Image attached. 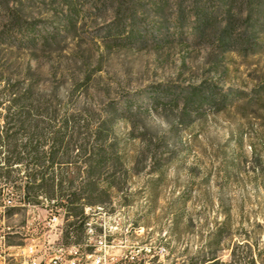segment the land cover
Here are the masks:
<instances>
[{"label":"rangeland","instance_id":"rangeland-1","mask_svg":"<svg viewBox=\"0 0 264 264\" xmlns=\"http://www.w3.org/2000/svg\"><path fill=\"white\" fill-rule=\"evenodd\" d=\"M205 5L215 11L195 39ZM251 5L0 0V25L13 12L38 29L26 38L36 44L0 40V125L14 98L31 95L39 113L46 107L81 124L111 119L126 162V171L117 166L113 196L84 208L83 231L66 237L64 210L40 197L38 204L5 209L6 241L57 237L78 247L81 264L99 254L102 264H178L182 258L187 264L208 251L226 264H264V11H256L260 22L249 28L244 17ZM228 21L234 36L224 46L220 34ZM240 27L247 36L240 37ZM197 88L207 100L187 103ZM83 136L76 142L80 152L92 143ZM83 158L61 167L83 181ZM13 169V178L23 174V166ZM18 186L0 185V205L10 191L19 203ZM50 213L59 218L53 226Z\"/></svg>","mask_w":264,"mask_h":264},{"label":"trees","instance_id":"trees-1","mask_svg":"<svg viewBox=\"0 0 264 264\" xmlns=\"http://www.w3.org/2000/svg\"><path fill=\"white\" fill-rule=\"evenodd\" d=\"M251 2L253 9L251 8L244 17V24L249 28L260 22L254 17L256 11L260 13L264 11V0ZM211 7L205 5L204 11L199 10L200 14L196 16L197 24L192 32L195 39H199L201 33L208 29V21L211 20L208 13L215 11L211 12ZM8 18H11L9 23L2 22L0 25V40H12L20 44L24 39L32 44L38 42L26 40L31 36L30 29L38 31L35 26L23 25L20 16L13 12ZM250 21L252 23H249ZM129 25V29L132 30L133 24ZM119 27L121 24H115V29ZM123 27L125 26L122 25ZM233 30L229 21L222 27L220 39L225 40L224 46H229L234 36ZM239 35L241 38L247 36V28L240 27ZM250 41L248 44L252 46ZM201 93L202 90L194 89L184 100L198 105L207 100ZM30 100L31 95L14 98L12 104L6 107L8 112L3 124L0 125V185L7 186L11 181L19 183V200L23 204H38L39 198L44 197L52 201L56 208L63 209L66 221L63 231L68 237L71 232L83 231L86 223L84 214L86 206L100 205L105 199L113 196L120 182L117 175L120 170L117 166H122L126 171V162L122 151L115 146L112 139L111 119L103 118L97 122L81 124L73 115H62L57 111L47 113L46 107L44 112H36L39 105L29 103ZM10 109H14L13 112H10ZM81 134H84L82 137L84 141L91 138L92 143L90 147L84 146L80 152L76 142L81 139ZM48 141L52 143L45 149V143ZM74 148L78 149L79 153L72 156L71 151ZM80 156L84 157L83 163L86 165L84 168L86 178L83 181L78 180V174L71 173L72 170L68 167H61L77 164V158ZM18 166H23V174L13 178L12 173L15 171L13 167ZM75 168L79 172L80 168ZM197 253L199 254V251ZM198 259L191 262L190 258L187 264H226L219 261L213 251L201 254ZM178 264H183V258Z\"/></svg>","mask_w":264,"mask_h":264},{"label":"built area","instance_id":"built-area-1","mask_svg":"<svg viewBox=\"0 0 264 264\" xmlns=\"http://www.w3.org/2000/svg\"><path fill=\"white\" fill-rule=\"evenodd\" d=\"M10 194L0 205L2 220L5 218L6 208L23 204L20 200L17 203L13 199L11 191ZM58 220L55 213H50L47 224L53 226ZM5 229H9V226L0 224V264H81L80 252L76 245L63 246L57 242V237L49 238V235L42 240L37 237H25L24 241L26 242L11 244L6 241L7 231H4ZM103 243V240L99 238L98 244L102 245ZM91 256L86 255V257ZM104 259L103 254L95 255L89 264H102Z\"/></svg>","mask_w":264,"mask_h":264}]
</instances>
